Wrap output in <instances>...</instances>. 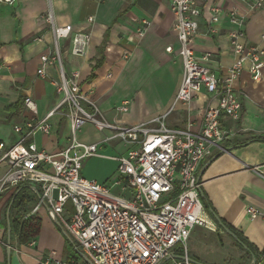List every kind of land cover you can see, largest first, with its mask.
I'll return each instance as SVG.
<instances>
[{"label":"crops","instance_id":"crops-1","mask_svg":"<svg viewBox=\"0 0 264 264\" xmlns=\"http://www.w3.org/2000/svg\"><path fill=\"white\" fill-rule=\"evenodd\" d=\"M212 5L220 7L217 22L211 20ZM232 8L245 18L244 41L264 50V6L250 9L247 3L239 0H206L197 17L193 49L197 56L210 54L206 65L219 77L226 74V67L233 61L227 36L232 26L228 12ZM49 9L55 25L69 24L74 29L86 26V18L93 17V22L87 25L90 41L85 54L72 55L70 39H62V61L67 73L79 72L81 89L108 122L119 125L145 123L147 127H154L157 125L154 120L158 118L169 128L196 132L202 125L205 108L217 104V97L205 89L196 92L186 104L175 102L183 67L173 29L175 17L166 0L0 2V142L5 145L17 140V134L12 130L14 124L42 118L58 101L53 86L58 78V68L47 65L44 76L37 74L40 56L52 46L50 25L42 18ZM141 18H147L150 25L145 35L138 39L134 32ZM167 47L172 48L170 52ZM124 50L128 51L127 57H123ZM262 58L264 60V54ZM97 59L101 62L93 69ZM233 88L242 103L241 117L235 122L223 117V124L233 128L235 134L223 143L227 151L215 149L200 163L197 176L200 175V194L215 214L260 252L264 249V139L253 137L264 136V64L260 81L253 80L245 66L234 79ZM24 97L35 102L36 113L24 106ZM121 100L122 103L127 101L126 110H118ZM49 122V133L37 132L32 139L38 148L56 152L70 142V125L68 119L58 112L50 117ZM84 125L93 124L87 122ZM95 128L99 132L92 135L84 127L83 132L78 130L75 133V137L99 145L98 155L88 157L84 164L82 162L89 175L85 177L109 184L117 169L115 157L123 154L128 146L124 143L126 148H118L117 153H104L105 145L115 139L106 140L112 131ZM100 158L108 159L106 163L113 164L114 168H109L106 163L101 165ZM4 169L5 165H0V175ZM15 189L9 187L0 194V228L5 242L0 250V264H7L6 213L16 194ZM112 191L123 194L117 187ZM32 206L23 218L35 214L40 219L39 233L33 243L26 244L19 243L14 235L15 245L11 247L9 264H39L40 258L51 252L57 258L72 259V254L64 255L65 237L46 209L42 207L32 213ZM249 206L261 214L250 218L247 214ZM13 216L9 212L10 227Z\"/></svg>","mask_w":264,"mask_h":264},{"label":"built area","instance_id":"built-area-1","mask_svg":"<svg viewBox=\"0 0 264 264\" xmlns=\"http://www.w3.org/2000/svg\"><path fill=\"white\" fill-rule=\"evenodd\" d=\"M15 1L0 0L7 4ZM166 1L175 17L173 29L183 67L175 102L186 104L201 89L217 97L216 105L205 108L198 131L169 128L158 118L154 120L157 123L154 127H147L145 123L119 125L105 120L97 105L81 89L79 72L67 73L62 61V39H70L72 55L85 54L90 41L87 25L93 22V17L86 18V26L74 29L69 24L55 25L49 9L42 18L50 25L52 46L40 56L37 74L44 76L47 65L58 68V78L53 82L58 101L42 118L14 124L12 130L17 140L13 144L0 142V165H5L0 175V194L20 184L38 193L31 212L44 207L93 264L203 263L192 258L187 247L196 226L215 228L200 197L197 170L215 149L225 151L223 143L235 134L233 128L223 124V117L235 122L242 113L241 100L233 88L234 79L245 66L253 80L262 79L264 50L244 41L245 18L236 8L228 12L232 26L227 36L233 61L226 67V74L219 77L206 65L210 54L197 56L193 49L197 17L206 0ZM239 1L247 3L250 9L264 6V0ZM210 10L212 22H217L220 7L212 5ZM149 25L147 18H141L135 37L142 38ZM171 49L166 48L169 52ZM127 56L128 51L124 50L123 57ZM23 104L36 113V104L30 97H24ZM126 104L127 101L123 102L118 110H126ZM56 112L68 119L71 139L66 147L48 152L38 148L32 137L37 132L49 133V119ZM87 122L99 130L112 131L106 140L119 139L128 145L123 154L115 157L117 169L109 184L80 174L83 160L98 155V143L82 142L75 137ZM113 187L123 194L113 193ZM247 214L255 218L261 213L249 206ZM4 245L0 228V250ZM38 262L87 264L82 259L57 258L52 252ZM248 264H264V249Z\"/></svg>","mask_w":264,"mask_h":264},{"label":"rangeland","instance_id":"rangeland-1","mask_svg":"<svg viewBox=\"0 0 264 264\" xmlns=\"http://www.w3.org/2000/svg\"><path fill=\"white\" fill-rule=\"evenodd\" d=\"M122 104L123 103L121 100V102L117 106H120ZM90 125H84L83 127H81L80 131L83 132V128L85 127L86 132L89 134L93 135L95 132H99L95 128L94 125L92 126ZM110 143H113L112 145L115 146L117 149L113 146H109ZM105 146L106 147L103 149V152L107 154L117 153L116 151L118 150V148H126V145H124V142L121 140L118 141V139H115L107 143ZM88 159L89 158L84 159L83 164ZM100 160H101V163H100L101 165L103 163L105 164L108 161V159H105V158H100ZM106 165H108L109 168H114L113 164L106 163ZM80 174L84 177L85 176L89 177V175L87 174V171H84L83 165H82ZM69 212H71V210H69ZM208 216L210 217V215ZM210 219L214 223V227H215L214 230H211L203 226H196L191 232L187 240L188 253L192 258L199 259L200 261L206 264H248L250 261V258L257 257L259 255V252L253 247H252V251L248 250L247 248L242 247L235 240H233L215 222V220H213L211 217ZM243 239L246 241L245 238ZM10 245L12 248L15 245L14 234H12V237L10 239ZM63 250H64V255H67V254L74 255V250H72V247H70L69 245L65 244V249ZM75 260H78V259H75ZM165 264H168V262H166Z\"/></svg>","mask_w":264,"mask_h":264},{"label":"trees","instance_id":"trees-1","mask_svg":"<svg viewBox=\"0 0 264 264\" xmlns=\"http://www.w3.org/2000/svg\"><path fill=\"white\" fill-rule=\"evenodd\" d=\"M100 62H101V59H97L95 65L93 66V69L98 67ZM91 77H93V75H91ZM253 139H264V136H255L253 137ZM15 191H16V194L11 203L10 211H9L10 216H11V213L14 214L13 219L11 221V227H12L11 237H12V234H14L16 235L19 243L26 244L32 241L39 233L40 219L35 214H30L26 218H23V214L29 211V206L36 202L37 196L26 185H23V184L18 185ZM200 197H201V200L203 202L206 212L208 213V215H210V217L213 220H215L213 217V214L215 213L214 210L209 205V203L206 202V200L204 199V196L200 194ZM221 221L224 223L222 219ZM233 232L246 245V248L252 251L251 245H249L243 239L244 237H242L240 234L236 233L235 231ZM4 239L6 240V230H5ZM64 241L66 245H69L70 247H72V250H74V255L72 254L71 258L74 260L79 259L80 256L78 254V251L80 250L78 249L77 245L74 242H70L67 238H65Z\"/></svg>","mask_w":264,"mask_h":264},{"label":"water","instance_id":"water-1","mask_svg":"<svg viewBox=\"0 0 264 264\" xmlns=\"http://www.w3.org/2000/svg\"><path fill=\"white\" fill-rule=\"evenodd\" d=\"M225 151H227L228 149L225 148ZM200 177V175L198 176V178ZM38 195V193H37ZM14 199V196L12 197L8 208H7V213H6V220H7V228H6V256H7V264H9V259H10V254H11V245H10V239H11V227H10V221H9V210H10V206L11 203ZM213 217L215 219V221L217 222V224L233 239L235 240L238 244H240L242 247L246 248V245L237 237V235L231 230L229 229L222 221L221 219L218 217V215H216L215 213L213 214ZM55 224L57 225V227L61 230L63 236L65 238H67L70 242H72L70 236L66 233V231L63 230V228L61 227L60 223L55 219ZM78 254L80 256V258L86 262L87 264H93L85 255L84 253H82L81 251H78ZM174 257L177 258H182V256L179 255H173ZM202 264H206V263H202Z\"/></svg>","mask_w":264,"mask_h":264}]
</instances>
